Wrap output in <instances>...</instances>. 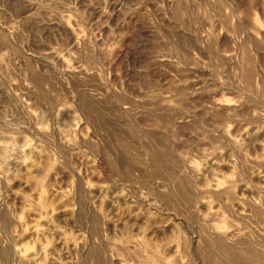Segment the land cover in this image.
I'll list each match as a JSON object with an SVG mask.
<instances>
[{
	"label": "rangeland",
	"instance_id": "rangeland-1",
	"mask_svg": "<svg viewBox=\"0 0 264 264\" xmlns=\"http://www.w3.org/2000/svg\"><path fill=\"white\" fill-rule=\"evenodd\" d=\"M263 92L264 0H0V264H264Z\"/></svg>",
	"mask_w": 264,
	"mask_h": 264
},
{
	"label": "bare ground",
	"instance_id": "bare-ground-1",
	"mask_svg": "<svg viewBox=\"0 0 264 264\" xmlns=\"http://www.w3.org/2000/svg\"><path fill=\"white\" fill-rule=\"evenodd\" d=\"M68 34H69V33H68ZM69 35H70V36H69V39L72 40V39L74 38V33L71 34V32H70ZM74 45H75V43H74ZM76 47H77V46H76ZM76 47H75V48H76ZM230 89L233 90V88H230ZM219 90H220V89H219ZM219 90L217 89V90H215V92H217V94H219V93H218ZM234 90H237V89L235 88ZM228 91L231 92V90H228ZM228 91H227V92H228ZM262 91H263V90H262ZM230 92H229V93H230ZM235 92H236V91H235ZM213 93H214V92H213ZM221 93H222V94H221L222 99H221V97H220V99H219V97H218V98L215 97L216 100H214L215 98H213L212 101L210 100L211 105H212V106H211V109H210V110H212V111H210L211 114H212V113H217L218 115H221V113H223V114H225V113H226V114H227V113H231V114H232V113H233V114H234V112L236 113V111H238V110L241 111V109H239V106L243 105V103H242V104L240 103L241 105H240V104L238 105V103H239L241 100H239V102H236V101H238L237 98L235 97V98H236V101L232 98V99L234 100V102L237 103V104H236V103H234V102L232 103L231 101H233V100H231V99L229 98V97L234 96L236 93H235V94L233 93V95H232V93H231L232 96H231V95H230V96L228 95L229 97H228L227 95L223 94V92H221ZM224 93H225V92H224ZM237 93H238V92H237ZM217 94H214V95L216 96ZM226 94H227V93H226ZM263 94H264V92H263ZM208 95H209V94H208ZM223 95H225L226 98H225V96H223ZM211 96H212V95H211ZM211 96L209 95L210 98H211ZM219 96H220V94H219ZM213 97H214V96H213ZM207 98H208V97H207ZM207 98H206V99H207ZM210 98H208V99H210ZM211 99H212V98H211ZM217 99H219L220 101H219V100L217 101ZM208 101H209V100H208ZM210 102H209V105H210ZM206 103H207V102H206ZM207 107H209V106H208V103H207ZM207 107H206V108H207ZM241 108H242V107H241ZM207 111L209 112V110H207ZM219 113H220V114H219ZM217 114H216V115H217ZM233 114H232V115H233ZM212 115H215V114H212ZM229 115H230V114H229ZM224 116L227 118L226 115H224ZM236 116H237V115H236ZM229 117L231 118L232 116H229ZM230 118H228V119L230 120ZM232 118L234 119V115H233ZM224 119H225V118H224ZM233 119H232V120H233ZM229 120H228V121H229ZM228 121H227V122H228ZM233 121H234V120H233ZM227 122L225 121V123H227ZM229 123L232 125L233 122L230 121ZM224 125H226V124H224ZM235 125H240V126H241V123H240V124L237 123V124H235ZM242 125H244V124H242ZM226 126H227V125H226ZM232 126H234V125H232ZM232 126H231V128H233ZM248 126H249V125H248ZM250 126H251L250 128H252L253 125H250ZM255 126H256V125H255ZM220 127H222V125H221ZM224 127H225V126H224ZM243 127H244V126H243ZM256 127H257V126H256ZM231 128H230V129H231ZM237 128H238V127H236V129H237ZM239 128L242 130L241 127H239ZM239 128H238V131H239ZM245 128H247V126H245L244 129H245ZM254 128H255V127L253 126V129H254ZM261 128H264V126L261 127ZM221 129H222V128H220V130H221ZM224 129H225V128H224ZM224 129H223V131H222V134L224 133L223 135H224V137H226V136H225V135H226L225 133H226L227 131H224ZM226 129H227V127H226ZM233 129H234V128H233ZM258 129H259V127H258ZM246 130H247V129H246ZM229 131H230V130H229ZM231 131H232V129H231ZM247 131H248V130H247ZM251 131H252V130H251ZM251 131H249L248 133H247L246 131H243V132H244V133L246 132L245 134H249ZM256 131H257V130H256ZM219 132H220V131H219ZM232 132H233V131H232ZM232 132H230V133H231V134H234V133H232ZM243 132H242L241 134H243ZM258 132H259V131H258ZM261 132H262V131H261ZM263 132H264V129H263ZM263 132H262V133H263ZM220 133H221V132H220ZM220 133H219V134H220ZM222 134H221V136H222V138H223V135H222ZM251 134H253V133H251ZM243 135H244V134H243ZM243 135H242V136H243ZM227 136H228V133H227ZM232 136H234V135H232ZM235 136H236V135H235ZM244 136H246V135H244ZM244 136H243V137H244ZM257 137H258V136H257ZM259 137H260V136H259ZM262 137H264V135H263ZM229 138H230V136H229ZM220 139H221V137H220ZM223 139H224V138H223ZM224 140H225V139H224ZM226 140H228L227 142H229V139H228V138H227ZM237 140H238V139H237ZM232 141H233V140H230V144H231ZM238 141H239V140H238ZM235 142H236V144H237V141H235ZM233 143H234V142H233ZM233 143H232V144H233ZM225 144H226V142H225ZM234 145H235V144H234ZM234 145H233V146H234ZM237 145H238V144H237ZM229 146H230V145H229ZM233 146H232V147H233ZM235 146H236V145H235ZM235 146H234L233 148H235ZM237 148H238V146H237ZM237 148H236V149H237ZM236 149H235V151H236ZM263 149H264V148H263ZM238 150H239V149H238ZM236 153H237V151H236ZM238 153H240V152H238ZM263 154H264V153H263ZM238 155H239V154H238ZM262 156L264 157V155H262ZM238 157H239V156H238ZM263 157H261V161L264 159ZM258 158H260V157H258ZM253 159H254V158H253ZM251 161H252V160H251ZM254 162H258V159L256 158V159L254 160ZM263 163H264V160H263ZM263 163H262V164L259 163V164H260V165H263ZM189 169H190L191 171H195V173H196V170H194V167H191V166H190ZM263 172H264V171H263ZM188 173H189V172H188ZM197 173H198V172H197ZM261 173H262V172H261ZM189 174H190V173H189ZM198 174H199V173H198ZM263 174H264V173H263ZM190 175H192V173H191ZM261 175H262V174H261ZM261 175H260V176H261ZM193 176H194V175H193ZM193 176H192V177H193ZM260 176H258L259 179H261V177H262V176H261V177H260ZM263 176H264V175H263ZM194 178H196V174H195V177H194ZM194 178H193V179H194ZM197 178H198V177H197ZM199 178H200V177H199ZM201 178H202V177H201ZM198 180H200V179H198ZM214 181H215V184H213V186H212V185H208L209 187L212 186L211 188H209V191H210L209 194H210L211 196H212L211 193L214 194V195H213V196H214L213 199L216 198L215 194H220L221 192H222V193H224V192L227 193V192H228L227 194H229V193L232 194V191H233V190H232V183H229V182H231V181L228 182L229 184H228L227 186H225L224 189H223L222 187H220V185H219V184H220L219 180L215 179ZM233 182H234V181H233ZM258 182H260V180H259ZM261 185H263L262 187L264 188V184H261ZM198 186H200V185H198ZM198 186H197V187H198ZM202 186H203V185H202ZM208 186H207V187H208ZM192 187H193V186H192ZM195 187H196V186H195ZM205 187H206V186H205ZM207 187H206V189H207ZM219 187H220V188H219ZM262 187H260V188H262ZM199 188H200V187H199ZM203 188H204V186H203ZM221 188H222L223 190H222ZM197 189H198V188H197ZM201 189H202V187H201ZM201 189H200V190L198 189V190H199V191H203V190H201ZM193 190L195 191V189H193ZM198 190H197V192H198ZM204 190H205V189H204ZM195 192H196V191H195ZM207 192H208V191H207ZM200 193H201V192H199L198 194H200ZM204 193H205V191H204ZM201 194H202V193H201ZM201 194H200V195H201ZM206 194H207V193H206ZM227 194H225V196H227ZM231 194L229 195L230 197H231ZM221 195H222V194H221ZM221 195H220V196H221ZM207 196H209V195H207ZM217 196H218V195H217ZM202 197H203V195H202ZM227 197H228V196H227ZM230 197H229V198H230ZM217 198H218V197H217ZM220 198H221V197H219L218 199L220 200ZM204 200H205V199H203V201H204ZM227 200H228V198H227ZM205 201H206V200H205ZM212 201H213V200H211V201L209 200V202H212ZM201 202H202V201H201ZM224 202H225V201H223L222 203H224ZM226 203H227V202H225V205H226ZM203 204H205V202H204ZM210 204H211V203H210ZM230 204H231V203H228V205H230ZM203 206H205V205H203ZM211 206H212V205H211ZM226 206H227V205H226ZM251 206L256 207L255 204H253V203H252ZM213 207H214V205H213ZM219 207H220V206H219ZM219 207H218V208H219ZM0 208H1V207H0ZM214 208H215V207H214ZM214 208H213V209H214ZM221 208L224 209V205H223ZM226 208H227V207H226ZM227 209H228V208H227ZM227 209H226V211L228 212L229 209H228V210H227ZM230 210H231V208H230ZM215 211H216V210H215ZM217 211H218V210H217ZM224 211H225V210H224ZM226 211H225V212H226ZM231 211H233V210H231ZM209 212H210V211H209ZM236 212H237V211H236ZM238 212H239V210H238ZM241 212H242V211H241ZM239 213H240V212H239ZM211 214H212V213H211ZM217 214H218V213H217ZM217 214L215 213V214H214L215 216L212 215V216H213V219H214V217H216ZM221 214L224 215V214L221 213V211H220V214H219V215H221ZM240 215H242V214H240ZM182 216H183V214H182ZM214 223H215V222L213 221V223H211V225H213ZM215 224H216V223H215ZM215 227H216V226H215ZM215 227H213V228H215ZM221 227H222V226H221ZM215 229H216V228H215ZM217 229H218V227H217ZM217 229H216V232H214V231L212 232V235L209 236V234H207V236L210 237V238H208V239H211V238H212V240H215V241H217V242L220 243V244H227V245H230V246H232V247H237V246H239V245L242 244L241 239H236V240H233L232 242H227V239H226V238H227V236H228V235H227L228 232H226V231H218V232H217ZM210 230H212V229L210 228ZM210 230H209V231H210ZM207 232H208V231H207ZM207 232H206V233H207ZM210 232H211V231H210ZM210 232H209V233H210ZM213 234H214V235H213ZM205 235H206V234H205ZM132 241L134 242L135 240H132ZM137 241H138V240H137ZM133 242H132V244H133ZM137 244H138V242H137ZM134 245H135V242H134Z\"/></svg>",
	"mask_w": 264,
	"mask_h": 264
}]
</instances>
